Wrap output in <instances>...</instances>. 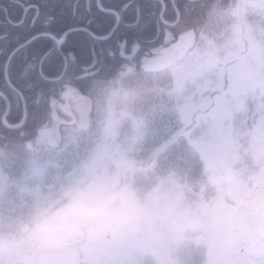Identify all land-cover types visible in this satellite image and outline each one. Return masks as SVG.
Returning a JSON list of instances; mask_svg holds the SVG:
<instances>
[{
    "label": "rangeland",
    "instance_id": "374dc122",
    "mask_svg": "<svg viewBox=\"0 0 264 264\" xmlns=\"http://www.w3.org/2000/svg\"><path fill=\"white\" fill-rule=\"evenodd\" d=\"M242 1L251 44L226 91L215 92L225 60L242 48L237 3L210 12L196 46L169 70L98 83L89 131L64 125L50 150L0 146V244L26 238L89 264H264L254 226L264 213V0ZM174 135L175 150L198 151L200 181L183 180L171 149L129 165Z\"/></svg>",
    "mask_w": 264,
    "mask_h": 264
},
{
    "label": "flooded vegetation",
    "instance_id": "af4514ba",
    "mask_svg": "<svg viewBox=\"0 0 264 264\" xmlns=\"http://www.w3.org/2000/svg\"><path fill=\"white\" fill-rule=\"evenodd\" d=\"M192 1L196 0H0V46L12 48L6 63L23 46H27V50L33 48L34 56L35 47L43 50L40 61L50 51L63 46L66 52L60 53L64 58V70L54 75L29 76L26 80L29 83L35 80L48 83V90L43 96L50 99V112L54 106L62 118L54 120L56 131L61 132L62 126L69 125L72 118L68 110L76 115L72 125L79 127L87 115L93 120L97 84L118 79L106 80V76L110 74L109 61L117 60L129 75H158L177 65L180 62L178 60L164 64L165 50L178 40L181 33L189 29H193L199 36L200 29L195 30L193 26H189L190 22H180V7L188 9ZM240 2L242 0H232L231 6ZM190 7L193 8L194 5L191 3ZM216 11L220 12L217 8L208 10L209 13ZM30 42L32 45H29ZM78 46L83 49L84 56ZM104 46H110V51L102 52ZM114 48L118 50L114 52ZM76 51L79 58L75 55ZM72 55L75 57L71 73L64 77L68 56ZM53 80L61 82L53 84ZM67 85L77 87L87 96L76 99L68 96L70 106L65 109L62 106L65 101L63 92ZM19 94L24 98L22 92ZM0 146L7 149L21 148V153L34 150L33 145H25L24 142L13 147ZM162 152L163 148L158 156ZM177 213L182 215L178 210ZM36 223V220L27 222L23 232ZM18 243L22 245H14L5 252H0L6 254L5 264H89L83 260L82 253L70 249L48 253L27 247L26 238Z\"/></svg>",
    "mask_w": 264,
    "mask_h": 264
},
{
    "label": "trees",
    "instance_id": "16d2710c",
    "mask_svg": "<svg viewBox=\"0 0 264 264\" xmlns=\"http://www.w3.org/2000/svg\"><path fill=\"white\" fill-rule=\"evenodd\" d=\"M191 3L194 5L193 8L190 7ZM191 3L188 5V9L182 8V6L180 7V22H190L191 25L189 26H193L195 30H198L204 25L206 14L209 9L217 8L220 12L225 11L231 6L232 0H196ZM239 25L242 48L236 55L228 57L225 60L222 85L215 91L217 93H222L230 87L232 73L239 70L241 58L246 56L249 52L251 37L248 34L245 17L243 16L241 9L239 11ZM29 45H32V42H30ZM25 47L27 46L18 49L9 62L8 75L11 83L14 85L12 86L5 77V64L12 48L7 45L0 46V91L8 97L11 103L6 117L8 124H6L2 120V115L6 110L7 101L6 98L0 94V144L6 147H13L20 142H24L25 145H33L32 147L34 149H40L42 147L52 149L61 142L62 132H58L55 129L56 124L51 118L49 97L43 96V93L48 90V83L39 80L29 83L26 80L29 79V76L54 75L60 73L64 65L63 54L60 52L66 51L63 49V46H59L60 48L50 51L49 54L40 61L43 50H39L35 47L34 51L36 52V55L34 56L32 53L33 48L27 50ZM109 48L110 46H104L102 52L110 51ZM78 49L84 56L85 53L83 49L79 46ZM117 50V48H114L113 51L115 52ZM78 54V51H76L75 55L79 58ZM75 55H72L71 57L68 56V65L64 77L70 75ZM114 58L117 57L115 56ZM108 63L110 64L108 67L110 74L106 76V80L111 78L117 79L127 73V70H125L124 67L119 66L117 60L109 61ZM60 82V80L52 81L53 84H60ZM31 85H34V87ZM18 90L24 95L27 117L21 126H10V124L20 122L23 117V100ZM149 95L150 92L146 90L141 95L140 101H143ZM91 120L92 119H90L89 115H87V118L82 119L79 129L82 131H89L92 129L93 124L91 123ZM48 128H51L52 130L47 131L46 129ZM174 138L175 135L172 138L167 139L150 157V160L143 162L135 161L133 162L134 164L131 163L129 165L143 168L156 161L157 157H159L158 152L162 148L163 150L171 149L169 150L170 154L174 153L177 158L176 162L171 161V163L172 165L177 166L178 169L182 170L184 173L183 179L186 182L200 181L203 178L204 170L198 151L193 148H190V150L185 148L175 150V148H173L175 145L171 144Z\"/></svg>",
    "mask_w": 264,
    "mask_h": 264
},
{
    "label": "water",
    "instance_id": "95a60500",
    "mask_svg": "<svg viewBox=\"0 0 264 264\" xmlns=\"http://www.w3.org/2000/svg\"><path fill=\"white\" fill-rule=\"evenodd\" d=\"M195 42H196V33L194 32L193 29H189V30L181 33L178 40L176 42H174L171 46H168L166 48L167 49V50H165L166 51V55H165L166 61L164 62V64L168 65L170 63L175 62L176 60L183 59L186 56L187 52L194 46ZM7 65H8V62H7ZM6 78L8 79L7 66H6ZM63 96L65 98V101L63 102L62 106L66 109L68 106H70L68 96H72L74 99H76V98H80V97L84 98L87 95L82 93L77 87H75L73 85H67L65 91L63 92ZM24 105H25V103H24ZM9 107H10V104L8 102V108L5 112V114L3 115V119L6 118ZM67 112L72 115V119L69 120V123H72L76 117L75 113L71 110H68ZM26 115H27V113H26V109H25L22 122L19 123L18 125H21L24 122ZM52 117L59 119V120H62V118H60L58 112L55 110L54 106H53ZM102 202H103V197L94 198L91 201V205H90L91 211L94 212ZM255 226H256L257 231L264 238V214L257 219ZM6 247H8L7 244L0 245V248H6ZM240 264H260V263L258 261H255V260L245 259Z\"/></svg>",
    "mask_w": 264,
    "mask_h": 264
},
{
    "label": "bare ground",
    "instance_id": "6f19581e",
    "mask_svg": "<svg viewBox=\"0 0 264 264\" xmlns=\"http://www.w3.org/2000/svg\"><path fill=\"white\" fill-rule=\"evenodd\" d=\"M250 199H251V197H250Z\"/></svg>",
    "mask_w": 264,
    "mask_h": 264
}]
</instances>
